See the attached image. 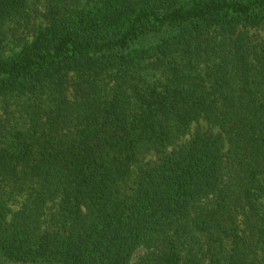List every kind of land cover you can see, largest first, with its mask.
<instances>
[{
  "label": "trees",
  "instance_id": "trees-1",
  "mask_svg": "<svg viewBox=\"0 0 264 264\" xmlns=\"http://www.w3.org/2000/svg\"><path fill=\"white\" fill-rule=\"evenodd\" d=\"M264 0H0V264H264Z\"/></svg>",
  "mask_w": 264,
  "mask_h": 264
},
{
  "label": "rangeland",
  "instance_id": "rangeland-1",
  "mask_svg": "<svg viewBox=\"0 0 264 264\" xmlns=\"http://www.w3.org/2000/svg\"><path fill=\"white\" fill-rule=\"evenodd\" d=\"M253 32L260 35L262 38H264V28L254 29Z\"/></svg>",
  "mask_w": 264,
  "mask_h": 264
}]
</instances>
